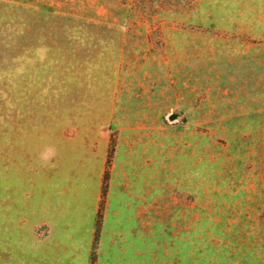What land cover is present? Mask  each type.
I'll return each instance as SVG.
<instances>
[{
  "label": "rangeland",
  "instance_id": "1",
  "mask_svg": "<svg viewBox=\"0 0 264 264\" xmlns=\"http://www.w3.org/2000/svg\"><path fill=\"white\" fill-rule=\"evenodd\" d=\"M101 149L185 221L162 264H264V0H0V264H57L42 175Z\"/></svg>",
  "mask_w": 264,
  "mask_h": 264
},
{
  "label": "crops",
  "instance_id": "2",
  "mask_svg": "<svg viewBox=\"0 0 264 264\" xmlns=\"http://www.w3.org/2000/svg\"><path fill=\"white\" fill-rule=\"evenodd\" d=\"M92 157L90 170L64 174L69 183L42 175L39 209L32 211L46 229L48 255L57 264H162V247L186 233L176 226L185 221L162 217L160 187L146 183L136 160L122 167L112 157L107 169L102 149ZM18 205L28 216L30 206Z\"/></svg>",
  "mask_w": 264,
  "mask_h": 264
},
{
  "label": "clouds",
  "instance_id": "3",
  "mask_svg": "<svg viewBox=\"0 0 264 264\" xmlns=\"http://www.w3.org/2000/svg\"><path fill=\"white\" fill-rule=\"evenodd\" d=\"M55 155H56L55 149L52 147H48L45 149V151L43 153H41L40 159L45 164H48Z\"/></svg>",
  "mask_w": 264,
  "mask_h": 264
},
{
  "label": "water",
  "instance_id": "4",
  "mask_svg": "<svg viewBox=\"0 0 264 264\" xmlns=\"http://www.w3.org/2000/svg\"><path fill=\"white\" fill-rule=\"evenodd\" d=\"M175 118H176V116H175V115H172V116L169 117V120L172 121V120H174Z\"/></svg>",
  "mask_w": 264,
  "mask_h": 264
}]
</instances>
